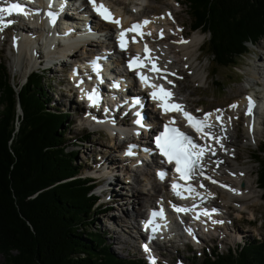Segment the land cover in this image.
Segmentation results:
<instances>
[{
    "label": "trees",
    "instance_id": "obj_1",
    "mask_svg": "<svg viewBox=\"0 0 264 264\" xmlns=\"http://www.w3.org/2000/svg\"><path fill=\"white\" fill-rule=\"evenodd\" d=\"M182 4L193 27L207 34L212 76L216 67L235 65L245 42L264 37V0ZM42 78L30 72L19 85L0 63V264H143L114 254L102 234L90 231L102 206L90 194V180L79 175L73 143L64 141L68 113L46 107ZM86 139L73 136L72 142ZM254 161L264 198V148ZM192 256L185 264H264V242L245 240L225 252Z\"/></svg>",
    "mask_w": 264,
    "mask_h": 264
},
{
    "label": "rangeland",
    "instance_id": "obj_2",
    "mask_svg": "<svg viewBox=\"0 0 264 264\" xmlns=\"http://www.w3.org/2000/svg\"><path fill=\"white\" fill-rule=\"evenodd\" d=\"M177 1L178 3H173ZM180 1L181 0H157V2H154L153 0H151L147 3L145 1H137V3H146V5L143 6V11L141 12L142 14H144L146 8H148L149 13H159L164 9V7H168L169 5L172 6L175 10L173 9L170 11H177L175 20L179 25L180 23L183 24L186 29L184 31H187L186 35L189 36L193 34L192 36H194L197 34L199 37H201V46H198V48L200 47L199 49L189 51V53L184 56L181 55L180 51H173L172 54H177V56L175 57L170 55V59L179 60L175 62V66L182 68L181 70H183V72L181 73V80L178 83V88L180 90L178 98L185 97L186 105H190L194 109L210 110L217 107L226 106L234 99H241L243 96L242 94L246 91L245 87L248 83H256L255 81H257V83H262L260 81V76L255 74V70L256 67L260 64L261 65L258 68H261L260 70L264 68V63L261 61V57H263L264 55V37L259 42H257V44L249 47L248 52H246L244 56H242L237 61L238 67H236L235 69H216L215 75L212 77V79H218L222 83V86L221 88H217L216 86H214L212 80L209 77L210 75H208V71H210L212 68L210 58L206 54L204 55L203 50H201L205 47L206 35L201 33L199 30H196L194 32H189L187 30L190 19L188 18L186 13L187 8L184 7L180 3ZM109 2L118 10H122L130 17L136 18V7H133L132 4L122 3L120 0H109ZM148 4L151 7L150 10ZM131 10H134V12L132 13ZM166 10L167 9L163 10L162 14ZM14 36V30L12 29H3L2 31H0V63L5 62L10 75L11 73H13V81L21 84L23 82L24 75L29 70V66H31L32 64L28 58H24L23 60L19 59L17 61L16 51L14 49V46L12 45ZM192 36L184 39L191 38ZM172 42L173 43H169L174 46L177 45L176 41L172 40ZM91 48L95 49L94 47ZM85 49H87L88 51V48ZM77 50L78 56L80 58V55L83 54L82 52L84 50L81 46L77 48ZM185 59H189L190 61H186ZM185 66H187L186 69H184ZM56 67L57 69L63 68L64 70H66V68H69L66 67V65ZM263 72L264 71L262 70V73ZM41 75L43 77V83L47 87L46 107L59 109L64 113H68L66 120L69 122V124L67 126V131L65 132L66 139H64V141L67 144L73 143V145L70 146L77 151L75 164L79 165V175L92 174L94 173V169L99 170L102 168V166L105 167L103 164L100 165L99 163L103 158V154H109V149L107 148V146L109 145V137L107 131L97 127L96 125H94V123H88L89 121L85 120L83 121L82 117H75L76 113L83 112L84 108L82 103L78 104L75 102V98L67 97L64 94H59V91L66 92L65 86H69L65 75H61L60 72L57 71L56 73L52 70L42 71ZM58 84H62V86L58 87ZM74 110H76L77 112H75ZM260 119L261 117L258 118V129H260L261 126ZM238 126L240 132L242 133L240 135L241 137H239L237 134L235 137V146H231L230 148V150L235 154L233 156V160L236 162L231 159L228 160V163L231 166L239 165L240 167H244L248 170L247 178L251 182L250 188L252 189L253 194H251V196L247 198L246 205L243 208H239V206H235L233 204H228V206H226L224 205V203H222L221 200H219V198H216V195H214V203H219L222 207V211L224 213H227L224 214V216H227V218L224 220L226 228L223 230V234L219 232V235H212V240L205 241L204 239H202V241H199L198 246L203 248L202 252L201 250L192 251V249L190 248L185 249L186 245L181 242H178L174 247H164L161 250L159 249V251L165 257H159L160 261L157 264H184L188 262L186 257L189 256L191 258V254L202 255L206 251V249L214 251L216 248H218V250L220 251L225 252L227 248L235 247V245L237 243H241L243 239L249 240L251 242L256 241L257 239L264 241V199H262L260 196V190L256 188L255 173L257 170V163H255L254 159L251 157L252 154L256 153V148L261 145L262 142H264V138L260 135H253V137L249 136L245 128L246 126H244V133V131L242 130L243 123H240ZM82 135H87V139L84 140L81 144L72 142L73 136L75 137ZM115 143H112V145H114ZM69 148L70 147H68V149ZM121 151V148H119L117 152H115V150L111 151L110 155L112 157H110V160H112V158H114L113 160L118 159L120 157ZM115 164L117 167L118 163L115 162ZM109 169H112L111 173L109 175H104L110 176L108 180L111 184L113 183L112 175H115L114 185L111 186L113 187L112 191L114 192V194H116L117 196L119 194L120 200H117L116 203H118L119 205L121 204V206H117V204L114 202L108 203V205H106V192H103L102 194L100 193L99 200L97 201V203H99V206L103 207L105 205L108 207H113L109 209L105 207L103 209L104 211L99 210L97 214L92 216V225L90 227V231H96L102 234V238L104 239V241H106V244L109 245V249L114 254L122 257H130L136 260L138 258V254L136 249L137 247L136 245H134L135 230L132 226H134L135 223L133 221V218L135 217L133 216V214H136V207L138 209L139 207L137 205H134L131 200L137 195H132V199H127L128 202L122 205V201H125L124 198H126L123 197L124 194L129 193L130 187L135 184L131 181V172L125 175V173L119 170L116 171V168L114 167H110ZM144 169H147L146 171L150 173L149 177H152V171L150 167L138 168L136 174L138 176V179H140V181L144 183V186L143 188H139L136 185L135 189H147L146 187L149 183V180H146L143 175L141 176V171H143ZM216 171L221 172L223 170L216 169ZM227 178L232 183H234L233 179H231L230 176H228ZM126 180H128L127 183ZM157 188L161 190L160 185H157ZM138 195H140L139 190ZM153 198L155 197L152 196L150 202H153ZM232 207H235L238 211L235 208L233 209ZM125 215L128 216V219L125 222H119L120 226H116L114 224L116 223L114 222V220H125ZM124 230L128 232V235ZM115 233L120 236L119 240H126L128 243L125 246H122V244L114 239V237H116ZM221 236H223V238H220ZM161 258L163 259L161 260ZM2 259L3 257L0 254V262L2 261Z\"/></svg>",
    "mask_w": 264,
    "mask_h": 264
},
{
    "label": "bare ground",
    "instance_id": "obj_3",
    "mask_svg": "<svg viewBox=\"0 0 264 264\" xmlns=\"http://www.w3.org/2000/svg\"><path fill=\"white\" fill-rule=\"evenodd\" d=\"M86 1L88 2V0H86ZM125 1H127L128 4H136L137 1H145L147 3V2H150L151 0H125ZM153 1L157 2V0H153ZM55 2H57V1H55ZM173 3L176 4V2H173ZM50 5L51 4H49V6ZM61 5L59 6L60 9H61ZM104 5L109 6V3L104 2ZM51 6H53V5H51ZM148 6H149V4H148ZM116 9H112V14H113L115 19L120 20V24L119 25H117L115 23L103 24L104 28L110 29V27H112V26L114 28H119V27L125 26L127 24L128 17L123 16L124 13L122 10H118V9L116 10ZM150 9H151V7L149 6V10ZM165 9H167V10L162 14L163 10H165ZM173 9L174 8L169 5L168 7H164V9L162 11H160L159 13H154V12L149 13L148 8H146L144 11V15H147V18L143 19V21L147 20L150 22V23L143 26V28H144L143 37L146 41L151 43L152 52L154 53L155 58L158 60L159 66L164 69V73L162 74V77H163L162 80L165 83H168V81H171L170 87L172 90H174L175 85L179 83L178 79H176L175 76H181V74L178 71H181L182 68L175 66L176 65L175 62L179 61V60L170 59V55L173 57L177 56V54H175V53L172 54L173 51H175V52L180 51L181 55H186L189 53V51H193L195 49H198V46H200L199 43L201 40V37H199L197 34L194 36H192L193 34L187 36V37L192 36L191 38H188V39H184L179 35L174 36V32H171V34H168L169 31H171V28H170L171 22L170 21H172L173 23L176 22L175 16L177 14V11L176 12L170 11ZM63 10H64V8L62 9V11ZM118 11H120V14L118 13ZM69 13H70V15L71 14L76 15L77 10L73 9V11H70ZM74 15H72V16H74ZM35 23L38 27H42V20L40 18L37 19L35 21ZM22 25L23 24H20V27H17L14 30L15 36H14V39L12 41V45L14 46V49L16 51L17 61L19 59L23 60L24 58H26V59L28 58L31 61V64L33 65V61L31 60V58H32L31 53L34 51H32L33 48L31 47V44H33L34 39L35 40L37 38L42 39L41 38L42 35H43V39H44L46 34L44 33L43 29L33 30L32 33H34V37L26 39L25 35L19 33V32H26L27 31L26 28ZM177 27L178 26L175 25L176 29H177ZM58 28H59V31L57 33L58 35H66L69 32L71 26L69 24L64 23V22H59ZM149 28H152V29H149ZM184 30H185V28L182 29V31H180L179 34L183 35L185 33ZM148 33H151V35H148ZM49 34L50 33H47V35H49ZM187 37H185V38H187ZM172 40L177 42L176 46H174L168 42V41H172ZM181 40L188 41V42L187 43H180ZM80 44L82 47H86V48L89 47V49H88L89 51L84 52V55L88 54L87 56H85L86 59H89L91 57V55L94 56L97 54V53L93 52L94 49L91 48V47L96 48L97 46H99L98 44H95V41H94V43H92V42H81ZM72 52H73V54L69 57L70 58L69 61L71 63H74L79 58V56L77 54V46L72 49ZM34 55L37 56V54H34ZM261 61L264 63V55H263V57H261ZM183 62H185V61H183ZM259 66L256 67V70H255L256 73L255 74L260 76V78H261L260 81L264 84V76H263L264 72L262 73V70L264 71V68L262 70H260L261 68H258ZM75 76L73 74H69L68 77L73 79ZM194 77H196V76H194ZM78 82H79V84L84 85L83 80L81 78L78 79ZM255 82L256 83L252 82L251 84L252 85L257 84V81H255ZM128 90H131L130 87ZM84 93H85V90L80 91L77 96H80L81 94L84 95ZM246 97H249V94H247V93L244 94L243 98H241L240 100L234 99L224 109L219 108L222 110V113H215L216 109L211 110L209 112H206V113H214V115L209 118L208 123L210 125H212V127L210 129L212 130L213 135L220 138L219 144H217L214 141V143L211 146V148L214 149V151H215V155L210 156L211 158L209 160L207 157L205 160L201 161L202 171H203V174L205 176L204 182L206 184H204V182L200 183L198 185V187L200 188L198 191L202 194L201 196L204 198V201L206 203H210V201H211L210 198H212L215 194L216 198L217 199L219 198V200H221L222 203H224V205L228 206V204H230V205L233 204L235 206H239V208H243L246 205L247 198L249 196H251V194H253V191L250 188L251 182L247 178L248 170L244 167H240L239 165L231 166L228 163V160H231V159L233 160V156L235 154L233 152L229 151L227 148L231 147V146H235V140H236L235 137L237 134L239 137H241L240 135L242 133L240 132L239 126H238L240 123H243L242 130L244 131L246 128L247 134L249 136L253 137V135H260L264 138V118L261 119L260 129L259 130H252L250 127V124H249V117H251L253 113L251 112V115L246 114L247 117H245V118L241 117V114H239L240 111H241V113L243 110L245 113L248 111V100L246 99ZM255 98L258 99L256 96H255ZM179 99L183 102L186 101L185 97H182ZM232 104H236L238 106L236 108H230L229 105H232ZM240 107H242L241 110H240ZM74 111L77 112L76 110H74ZM114 113L117 114V112H114ZM82 115H84V116L87 115V116H85L86 120H88L89 117H94V118H98V119L100 118L99 113H91V112L90 113H87V112L76 113L75 117L80 118ZM216 115H221V121L218 122L216 120ZM83 121H84V118H83ZM133 122L134 121H131L130 124H132ZM88 123H93V119L90 120ZM122 123H124V122H122ZM96 125L105 129L109 135V145L107 146V148L109 149V154H107V155L103 154L102 155L103 158L99 163L100 165L103 164L105 167L102 166V168L99 170L94 169V172L104 171L105 175H109L112 171V169H109L110 167L116 168V171L119 170V171L125 173V175L128 174L129 172H131L130 173L132 175L131 181L135 185H132L130 187L129 193L124 194L123 197H126V198H124L125 201H122V205L126 204L128 202L127 199L131 198L132 195H137L133 199L131 198L132 203L139 207V209L136 207V209H137L135 211L136 214H133V216L137 217L138 215H142V213H143L141 211L142 207H145V205L149 201H151L152 196L156 197V196L160 195L159 192L161 190H163V186L161 187V190H159V188H157V185H159V184L156 183L155 178L153 179L154 174L152 173L151 174L152 177L150 178L149 177L150 173L146 171L147 169H144L143 171H141V176L143 175L146 178V180H149V191L150 192H148L147 190H144V189L143 190L135 189L136 185L139 188H141V187L143 188V186H144V183H142V181H140V179H138L136 171L138 170V168H145V167H141V166L140 167H135V166L131 167L132 162L123 165L120 158H118L116 160H113L114 158H112L113 161L110 160V157H112L110 155L111 151L115 150V152H117V150L119 148L116 146L120 144V143H117V144L112 145V143H113V137L111 135V133H113L112 128L125 130L123 135L130 134L129 128H127V125L119 124V121L116 118H111L109 116H105L104 119H101L100 121H98V124H96ZM244 126H246V127L244 128ZM138 131L139 130H132V133L137 134ZM144 132H145V130H144ZM244 133H245V131H244ZM135 139H137V136L135 137ZM134 143H135L134 141L122 142V144L120 146H123L124 148L121 151V153H122L121 158L125 157L126 152L129 151V146L130 145L133 146ZM142 143H143V141H142ZM205 145H206V143H205ZM113 146H115V147H113ZM235 153H237V152H235ZM229 155H230V159H229ZM236 156H237V154H236ZM115 162L118 163L117 167H116ZM134 162L136 163V161H134ZM234 162H236V161H234ZM216 169H222L223 171L217 172ZM241 173H243V175H241ZM114 176L115 175H112L113 183L112 184L108 183L104 186L103 192H106L105 197L107 198V200H106L107 204L106 205H108V203H112V202L116 203L117 200H120L119 194L117 196L112 191L113 187L111 185H114V178H115ZM228 176H230V178L233 179L236 183L242 182V186L238 187L236 183H230L226 179ZM206 177H207V179H206ZM222 179H224V180H222ZM213 180L216 181V183H213L212 182ZM127 181L128 180H126V183H127ZM224 182H227L230 185V188L235 189L236 192L234 193L233 191H230L229 189H222L223 187L221 185H224ZM201 185H203V187H201ZM138 190L140 191V195H138ZM151 191H153V192H151ZM155 192H158V193L154 194ZM154 199L155 198H153V200ZM116 204H117V206H121V204L120 205L118 203H116ZM216 204H218V206L217 205L211 206L212 208L210 209V212H208L209 215L204 216L202 218H199L196 223L202 225L206 229H210L214 233H216L217 231L222 233L223 229H224L223 227L225 226V224H224L225 218H223L222 216H219V215L220 214L223 215L224 212L222 211V209H221L222 207L220 206V204L219 203H216ZM112 207L106 206V208H108V209L112 208ZM232 208L234 209L235 207H232ZM213 210H215V211H213ZM193 214H195V213H193ZM225 214H227V213H225ZM216 215H218V216H216ZM134 218H133V221H134ZM127 219H128V216L125 215V220L121 219L122 221H119V219H118L117 221L114 220V222H116V223H114V222L113 223L116 226H120L119 222H123V221L125 222ZM212 220L223 221V223L213 224ZM193 225H195V223H193ZM132 227L134 229V226H132ZM144 230H146L145 227H144ZM157 231H159V229ZM172 231L175 232V227H172ZM115 234H116V237H114V239L117 240L120 244H122V246H125L128 243L126 240H122V239L119 240L120 236L117 233H115ZM126 234L128 235V232H126ZM135 238H136V232H135ZM195 238H197L198 241L201 240V238H199V237L195 236L194 239ZM142 249H143V247H142Z\"/></svg>",
    "mask_w": 264,
    "mask_h": 264
},
{
    "label": "snow or ice",
    "instance_id": "obj_4",
    "mask_svg": "<svg viewBox=\"0 0 264 264\" xmlns=\"http://www.w3.org/2000/svg\"><path fill=\"white\" fill-rule=\"evenodd\" d=\"M29 2H32V0H29ZM89 4H91L93 11L100 16L101 19L105 20L109 23H115L117 25L120 24V20L115 19L111 11L108 9L107 6H105L103 3H97V0H88ZM51 7V5H50ZM13 13L23 15L25 17L31 15L32 13L26 9L21 3H11L7 7H0V21L3 19V15H12ZM49 19L51 22H55L57 13L49 11L47 13ZM170 15V14H169ZM14 21L8 20L6 23L0 22V31L3 30L4 27H7L8 24L13 23ZM150 23L149 21L145 20L142 23L133 24L130 28L125 29L120 32L118 40L119 45L121 49H125L126 42L125 37L128 32H137L138 35L143 37L144 33L138 31L142 28L143 25H146ZM148 35H151V33H148ZM133 41L135 42V37H133ZM188 41L181 40L180 43H187ZM145 53H149L150 49H148L147 45L144 47ZM134 61H140L139 64H135V67H145L148 63L151 64L150 71L159 73L161 70L157 68L154 61L151 60L150 57L147 55L144 58H141L139 56L134 57L132 60L129 61V69H133L134 67ZM98 69V65L96 66ZM136 75L140 78L141 83L145 84L148 87H151L154 89L149 95L152 97L153 100H159L161 101L160 104L157 105V107L162 108L164 112H170V111H180L183 115V117L186 119L188 126L191 127L197 134H199L203 138H207L209 140H215L217 144L220 143V138L213 135L209 129L212 127L208 123L209 118L214 115V113H205L203 119L197 118L193 116L191 113L184 111V107L179 104H173L170 103L172 98V92L169 90H166L163 85H157L149 83L150 78L143 75L141 72L137 71ZM174 75V74H173ZM168 83H171V81H168ZM114 87H118V84H115ZM82 91H84L82 89ZM85 97L89 101V106H97L98 104V93L96 89H93L91 92H85ZM248 100V111L246 112L247 115H251V110L253 108V101L251 97H246ZM140 101L137 99L134 101V104H139ZM238 105L232 104L229 105L230 108H236ZM107 111V110H106ZM215 113H222L221 109H216ZM136 116L139 117L140 113H136ZM216 120L219 122L221 121V115H216ZM135 123L137 125H140L143 127L142 120L140 118H137L135 120ZM174 121H169L168 124H165L164 131L160 133L158 136L155 137V144L156 147L159 149V153L161 156H163L167 163L175 165V172L178 174V178L180 180L185 181V185H179L177 183H173L171 185L172 189L176 192L177 195L180 194L178 189L181 187L184 188L185 191L191 193L193 191L190 184H187V182L192 179L198 172L200 175H203L201 161L205 155L206 152H212L213 155H215L214 149L211 148L210 145H200L192 139V137L188 136L184 132L180 131L178 128L175 127H169V125L173 124ZM134 146H129V151L126 153L127 155H132L131 148ZM157 175L163 179L166 173L164 172H158ZM243 175V173H241ZM207 179V177H206ZM213 183H216V181H212ZM222 187H225L224 185H221ZM203 187V185H201ZM230 191L236 192L235 189H229ZM177 212L181 211H187V209L182 208H176ZM215 211V210H213ZM203 215H209V213L204 212ZM153 217L157 215L162 216V212L157 213L153 212L151 214ZM196 218H199L198 216ZM213 224H220L223 223V221L219 220H212ZM152 225V220L149 219L147 222H145V228L148 229ZM152 231L155 232L156 229L152 228ZM189 234L191 235V231L189 230ZM152 237H150L151 239ZM143 250L146 253H150V248L148 244H144ZM149 264H156L155 258L149 256Z\"/></svg>",
    "mask_w": 264,
    "mask_h": 264
},
{
    "label": "water",
    "instance_id": "obj_5",
    "mask_svg": "<svg viewBox=\"0 0 264 264\" xmlns=\"http://www.w3.org/2000/svg\"><path fill=\"white\" fill-rule=\"evenodd\" d=\"M18 110H19V107H18Z\"/></svg>",
    "mask_w": 264,
    "mask_h": 264
}]
</instances>
